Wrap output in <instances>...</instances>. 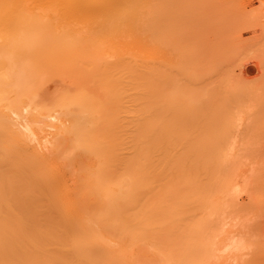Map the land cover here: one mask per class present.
Wrapping results in <instances>:
<instances>
[{"label":"bare ground","instance_id":"bare-ground-1","mask_svg":"<svg viewBox=\"0 0 264 264\" xmlns=\"http://www.w3.org/2000/svg\"><path fill=\"white\" fill-rule=\"evenodd\" d=\"M131 1L0 0V264H157L158 254L178 264L193 239L182 245L184 232L200 228L179 221L204 202L241 208L247 180L237 181L228 138L240 122L216 120L212 100L231 94L202 90L184 57L176 64L149 44L132 52L147 16ZM164 234L170 249L155 239ZM255 252L251 262H263Z\"/></svg>","mask_w":264,"mask_h":264},{"label":"rangeland","instance_id":"rangeland-1","mask_svg":"<svg viewBox=\"0 0 264 264\" xmlns=\"http://www.w3.org/2000/svg\"><path fill=\"white\" fill-rule=\"evenodd\" d=\"M120 3L122 7L124 0H120ZM134 3H135L136 9L138 10L141 9L146 12L147 17H145L146 22L142 24L143 26L141 25L140 27L141 29L137 27V32L135 35L136 43L142 39H143V42L137 43V44L135 43V47L132 46L133 47L132 52L135 53V51H138L139 48L141 49L139 50L142 52V50L149 44L148 46L150 45L157 46L158 50H156L154 54L157 53L158 56L163 55L168 60L174 59L176 64H178L177 63L178 60L176 61L177 58L181 60V58L184 57L183 59L185 60L184 66L187 63L189 65L190 64L192 65L191 68H189L188 70L185 69L184 71L185 72L194 71L198 74L199 76L198 85L201 86V88H203L202 90H205V89L207 90L209 88L212 89L214 87L215 88L214 90H217L218 92H216L215 94L213 93V95H216L217 93L221 94V92L219 91H222L223 95L225 94L229 95V93L231 94L229 95V97L231 96L229 99L226 98L227 95L224 96L225 97L224 99L226 100H224L223 97L222 98L218 97L217 95H216L217 99L215 96H213L215 97V98H212V100L214 99L213 104H215V119L219 120L221 118H224L227 116V113H228L229 115L232 116L235 122L236 121L240 122L239 124L237 123L236 131L235 129L232 130V133L229 135L230 137L228 138L230 141L233 142L232 147H230V149L232 148L231 149L232 151L231 159L235 158V159H232L233 161H231V164L232 166H236V168H237V165H242V168H243L242 171L244 172V173L243 172L241 173V178L239 177L237 181H240L239 185H241V182L244 181V179L242 178H246L245 180H247V182L244 181L248 185L247 187V185L244 183L245 188H247L245 189L247 190V192L241 195L243 196L240 198L241 203L240 201H238L241 205V208L244 207L247 210L242 209L243 210L242 211L240 210L241 209L240 208L234 211L235 213L232 210V213H230L231 214L230 215L228 210L225 211L222 208L221 209L207 208L208 209L207 210L204 207V209L208 211L207 212L206 210H203V206L207 204H208L207 206H209L211 203L209 204V202H206L205 204L204 202V205L203 203H201L202 209L200 210L199 208L198 210L200 211V213L196 212L198 214L197 215L196 213L194 214L198 219L197 218L195 219L194 218L195 216L192 215L190 217L193 218L194 220L190 219L189 217L188 218L184 217V218H187V219H184V221L178 220L179 223L181 222V224L183 222L181 228H183V225L189 224L188 223L189 221H192V223L194 222V224L196 221V225H200L199 226L200 228H198L197 232L193 233V235H190L192 233L184 232L182 238L183 237L189 238L191 236L189 240L192 239V237L193 239H195L194 236L198 234L196 235V237L200 236L201 238L199 239V241L197 240L198 242L196 241L197 244L198 243L200 244V242L202 241L203 243H205V245L202 243L199 246V244L197 245L196 242L192 239L193 241L192 240L190 241L191 244L188 242L187 244L188 246H187L186 245L187 239L186 238H183V240L181 239L180 243H182V245L185 243V245L187 246V247H184L185 245L182 246L186 248L185 250L184 248L182 249V251L183 250L186 251L185 252L186 255L183 254L182 256L181 254H179L182 257L179 256V259H181V261L179 262V259L177 258L178 259L177 262L178 264H181L182 261L185 262L184 264H187L188 262H190L191 264L192 262L193 264L194 263L195 264H198V263L199 264L201 263L202 264H215V263L219 264L220 262H222L220 264H235L237 258H239V255L241 254L242 259L244 257V259L246 260V258L250 257L249 258L250 260L248 261L246 260V262L243 259L242 261H244V263L250 262L248 264H253L255 260L254 261L252 260L251 262V256L253 258L252 253L257 254V252L255 251H258L259 253L260 252L259 250L262 248H260L259 250L257 249L253 252L252 250L254 249V247H257L256 245L258 242H260V244L261 243L264 244V240L262 239L264 238V235L263 237L261 236L262 238L260 237L262 232L264 233V231H262V229L264 228V209L263 208L258 209L260 206L256 208L257 204L253 205L255 202L253 203L251 201L254 199L253 197H256V194L258 197L257 200H259V198L261 199L262 197H264V196L259 197L260 195H264V192H263L264 191V0H135L133 4ZM164 6L167 11H164L165 10V8H163ZM183 6H185V8ZM184 9H186L187 11L186 13L189 14V16H187L188 20L184 18L186 17V13L185 15L183 14L184 13L183 11H185ZM137 24H138L137 26H140L139 23ZM151 42L153 43L150 44ZM134 48H135V51H134ZM136 53L139 54V51ZM170 64L173 65V62L169 61V65ZM168 68L170 69L172 67H168ZM233 87L236 88V91H234V93L236 94L234 95H232ZM211 95H212V91H211ZM221 104H223V107H221ZM231 116L229 117L231 118ZM0 120L3 121L2 118H0ZM2 121H0V124ZM0 126H1L0 127V142L2 143V141H4L3 138L5 137V133L3 132L4 124H1ZM2 126H3V129H2ZM234 168L235 167H233V169ZM242 168H240V170ZM245 173L247 174V176ZM239 174L240 173H238L235 176L233 172L235 179L237 178V176H239ZM243 174H245L246 177L244 176L242 177ZM242 199H244V201ZM245 202L251 210H248L249 208L246 207L247 205H245ZM242 203L244 204V206L242 205ZM245 210L247 211L245 214L246 216L244 215ZM204 213H206L207 215H205ZM240 213H243V214L240 215ZM234 214L237 217L233 216ZM239 215L240 217H238ZM213 216H215V219ZM207 217L208 218L210 217V219L212 220L210 221V219H208ZM232 217H235L236 219ZM205 218L207 221L205 220ZM180 220H183V219H180ZM250 222H253V223L251 224ZM209 223L210 225L212 223L214 224L212 227H210ZM206 225H207V228H206ZM248 225H251L249 229H252L253 232L252 230L250 231L248 229ZM253 225H255V227H252ZM208 226L213 231L211 230L209 231ZM215 226H217L218 228ZM256 229L258 230L255 231ZM245 231H248V232H245ZM206 232L209 234H207ZM211 232H213V234ZM215 232L216 233L219 232L220 234L218 233L219 234L218 235ZM249 232H252L250 236L251 235L253 236L254 233L255 234L257 233V234L254 235L253 237L249 236L250 238L249 239V238H246L248 236L246 234ZM172 234H175V233H172ZM187 234L189 235V237ZM204 234L205 235L207 234V235L203 236ZM166 235L164 234V237L163 236L161 237V235H157L155 239L158 242L160 241L159 243L161 245L165 246L167 242L165 243L162 240L164 239L167 240ZM233 235H235L236 237L235 236L233 237ZM245 235L246 237L244 238ZM177 238H179L180 240V236ZM218 238L220 241H218ZM232 238H233V241H232ZM253 240H255L256 245L252 243ZM169 241L167 245H169ZM182 241H185V242H182ZM213 241L215 243H213ZM194 242L196 245L195 244L193 245ZM217 242L218 244H216ZM242 242L243 244L250 243L249 244L250 246L247 247L246 244L244 245L241 244ZM210 244L212 245L209 248L208 245ZM226 244L229 246L227 247ZM244 246L245 248L247 247V250L244 248ZM260 246H263V245H260ZM165 247L170 249L169 248L170 246L169 247L165 246ZM180 247L181 246H179V248ZM194 247H195V250L198 249L199 247L200 249H198L197 251L194 250V252H191L193 251ZM214 247H217L216 250L215 249L212 250V248ZM153 248L155 247L153 246ZM161 248L162 247L158 249L157 247L159 251ZM187 249H189V251ZM239 249L240 251L242 250V253H240V251L239 253L237 252V250ZM154 250H155V253H154ZM177 250L178 248L175 251ZM245 250L247 251V253ZM248 250L249 251L251 250L252 253L248 252ZM215 252L217 253L215 254ZM219 252H221V254L223 252V254L221 255ZM233 252L235 254H233ZM177 253H180V252H177ZM192 253L193 255H191ZM199 253H201V255H199ZM260 253L262 254V252ZM157 254L158 253L156 252V249H153L151 252V255L156 257ZM162 254L164 255V257L166 256V252H162ZM148 255H150V252L147 253V256ZM205 255L207 256L208 259L214 258L215 261L211 259H209L211 260L209 262L205 261L207 259V258L206 259L203 258ZM262 255H263L262 257H264V251ZM172 256H174V254ZM256 256H258V254ZM157 257L159 259L160 255L158 254ZM176 257H178V255ZM183 257L184 259H182ZM185 257L188 258L186 260L187 262L185 261L186 259ZM223 257L226 259H224ZM168 258L167 259L165 258V260L169 262L170 258L169 259ZM150 259H153V258L151 257ZM240 259L237 260L238 264H239V261H241ZM262 259L263 258H261L260 260ZM156 260H155V263L160 264V262L159 261L156 262ZM190 260H192V262ZM257 260L258 259H256L255 262H257ZM204 261L208 263H205ZM263 262L259 261L257 263L264 264ZM241 264L243 263L241 262Z\"/></svg>","mask_w":264,"mask_h":264}]
</instances>
